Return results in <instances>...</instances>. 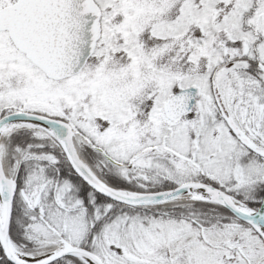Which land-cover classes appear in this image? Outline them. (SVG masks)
I'll return each instance as SVG.
<instances>
[{"label": "snow or ice", "instance_id": "obj_1", "mask_svg": "<svg viewBox=\"0 0 264 264\" xmlns=\"http://www.w3.org/2000/svg\"><path fill=\"white\" fill-rule=\"evenodd\" d=\"M0 264H264V0H0Z\"/></svg>", "mask_w": 264, "mask_h": 264}]
</instances>
